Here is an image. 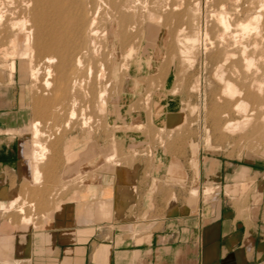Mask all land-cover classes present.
Instances as JSON below:
<instances>
[{"label":"bare ground","instance_id":"6f19581e","mask_svg":"<svg viewBox=\"0 0 264 264\" xmlns=\"http://www.w3.org/2000/svg\"><path fill=\"white\" fill-rule=\"evenodd\" d=\"M161 1L0 0V62L6 64L9 77L14 72V60L19 63L22 78L31 75L38 81L41 75L39 87L30 89L32 103H29L32 109L47 113L69 110V119L74 120L72 125L77 128L79 138L85 135L95 141V129L105 128L104 133L111 131L116 135L118 143L124 142V145H118L122 147V154H119L120 147L114 145V139L110 142L109 151L101 150L95 144L76 151L73 148L75 146L64 144L66 166L63 164V170L68 176L64 177L62 174L65 182L61 187L68 183H78L83 193L80 196L76 189L78 192H74L73 197L75 200H86L88 204L84 208V215L79 218L80 228L65 229L62 232L54 227L35 233L36 254L50 252V247L56 241H85L92 234L93 225L97 221L111 220L114 211L120 206L115 200L109 202L102 198L110 186L114 193L133 191L132 180L122 182L118 190L113 183L106 182L108 173L112 178L118 175L120 179L128 172L126 164L124 165V157L128 156L126 150L134 155V145L138 142L134 140L133 134L143 125L138 119H132L127 126L136 127L129 130L121 119L120 106L128 107L127 103L137 95V87H142L146 79L149 83L154 82V78L158 82L164 80L163 70L165 71L169 61H175L179 46L190 44V52H187L189 55L202 44L212 49L207 59L212 66L211 79L218 88L216 93L213 92L217 104L214 103L210 110L214 111L211 114L222 134L234 136L244 132L246 136L245 131L256 126L264 128V112H259L264 111V0H211L217 10L210 15L213 24L208 30L200 28L199 23L188 12L189 7L195 6L200 0H188L184 4L180 1L183 5L178 3L179 0H174L165 14L162 13L164 6ZM238 14H242L243 18ZM161 59L164 62L162 67L158 66ZM156 93L159 96V92ZM123 95L130 99L125 102L127 106L124 102L120 103ZM159 101L154 99L149 104L147 118V124L153 127L163 124L158 131L168 128L173 120L181 119V114L178 113L162 122V118H159L162 116H159L162 112ZM80 103L85 105H81L76 116V106ZM96 118L102 123L96 124L94 129L91 122ZM39 126L36 121L17 131L21 134L29 133L33 137L32 141L23 142L22 147L20 146L25 161V176L33 187L42 184L41 165L49 154L46 145L39 142V137H42ZM174 160L171 158V161ZM103 163L105 168H102ZM247 172L248 169L241 168L238 180L241 181ZM92 186L97 187V198L92 194ZM239 187L243 188L241 185ZM15 192L9 194L3 202L7 212L13 210L20 200V194L18 196ZM170 199L168 205L173 215L176 202L174 198ZM22 206L17 209L21 213ZM29 221L27 216L21 219L19 226H14L13 231L19 229L25 232L32 225ZM118 228L132 233L136 228L142 230L146 227L123 223ZM31 229L33 231L36 227L32 225ZM20 247L21 245L17 247L18 250ZM10 248L8 242L4 250ZM107 253L106 246L103 254ZM134 254L132 257L136 255Z\"/></svg>","mask_w":264,"mask_h":264},{"label":"rangeland","instance_id":"374dc122","mask_svg":"<svg viewBox=\"0 0 264 264\" xmlns=\"http://www.w3.org/2000/svg\"><path fill=\"white\" fill-rule=\"evenodd\" d=\"M163 1H161L164 6H162V13L165 14L170 10L169 4H172L174 0H165L164 3ZM180 1L184 4L188 0H179L178 3ZM216 10L217 8L213 6L211 0H200L195 6L189 7L188 12L196 23H199L200 28L203 27L202 29L208 30L213 24L210 15ZM238 16L243 18L242 14H238ZM189 47L190 44L178 47V56L175 57V61H169L164 68L165 71L163 70V74H165L163 81L158 82L154 78V82L149 83L146 79V83L142 87L141 85L137 87V95L134 98L130 100L128 96L125 97L124 95L121 98L120 103H127L130 100L127 103L128 107L120 106L121 119L125 121L124 125H130L132 119H138L143 125L140 126L138 132L133 134L134 140L138 142L134 145V151H136L134 155L136 156L129 154V151L126 150L128 156L124 157V165L126 164L125 168L128 172L123 174L120 179L118 175L112 178L108 173L106 182L113 183L118 190L121 188L122 182L132 180L133 194L132 192H124V194L118 191L114 193V189L110 186L102 198L110 200V202L115 200L119 204L120 207L114 211L113 218L97 221L93 225L92 234L85 241L78 243L55 242L50 247V252L42 254H36L34 251L36 245L34 234L54 227L62 232L65 229L76 230L75 224L84 215V208L88 204L86 200L79 198L75 200L73 197V193L77 190L80 192L79 195L83 193L80 191L82 188L78 187V183H76L77 185L74 182L68 183L63 188L61 187L65 182L63 178L68 176L64 174L65 171L63 170L66 162L63 153L64 144L71 147L75 146L73 148L76 151L83 149L86 145L94 144L101 150L109 151V145L113 139L117 148L124 145V142L118 143L116 135L112 134L111 131L104 133L105 128H98L96 131L95 125L102 123L98 118L91 122L93 123L91 127L95 129V141H92L91 137L88 138L85 135H82V138L78 137L77 128L72 125L74 120L69 119V110L48 111V113L46 111H34L31 107L30 89L39 87L41 75H39L38 81H35L31 75L22 78L19 72V63L14 60V72L9 77L10 73L6 64L0 62V87L8 82H15L14 86L19 95V107L28 112L26 127L37 121L40 125L38 129L42 133L39 142L49 149V154L46 155L44 162L46 166L41 165L42 184L33 187L29 182H23L18 186L20 200L11 211L5 210L3 204L5 199L0 201V264H78V262L83 264L85 247L90 251L91 249L98 251L104 258L103 248L107 246V242L114 233L117 237L122 234L125 237H131L134 245H139L148 241L152 231H155L167 219L195 216L201 209L214 211L220 203L232 206L238 215H242L262 201L264 198V128L256 126L252 128L253 130L245 131L246 136L249 135L248 137L244 135V132L234 136L222 134L223 132L220 131L213 119L214 111L210 110L216 103L214 94L218 88L211 79L212 66L207 59V55L212 49L210 46L206 47L202 44L194 48L189 55L187 54L188 51L190 52ZM159 63L158 66L162 67L164 62L161 59ZM17 81L19 85L16 84ZM36 82L38 85L34 84ZM155 91L159 92V96L157 95L159 98H157ZM154 99L160 100L162 112L159 116H162L159 118H162V122L178 113L181 114V119L173 120L169 125L170 127L162 128L159 131L158 128L162 127L163 124L159 123L155 127L147 124L148 107ZM78 105L75 111L76 116L81 105L84 106L85 104L80 103L79 107ZM259 112L262 114L264 111ZM68 121L69 124L66 123ZM123 127L122 129H124ZM127 128L133 129L129 126ZM19 133L22 141L33 140L31 134ZM238 135L242 136L239 137ZM92 149L94 148L92 147ZM121 150L122 147H120L119 154H122ZM171 158L175 160L171 161ZM48 162L54 164L49 165ZM102 168H105L104 163ZM241 168L248 169L246 176L242 179L244 184H241L243 183L242 180L239 181L237 178ZM47 174L49 177L51 176L53 182L50 180L51 178L47 177ZM62 174L65 176L63 177ZM66 180L68 181V179ZM238 181L240 184L237 183ZM240 185L244 189H241ZM239 188L242 192H239ZM92 194L97 198L99 194L97 187L92 186ZM170 198H174L176 202L173 215L170 213L168 205ZM21 206L23 214L17 210ZM74 214L77 217L76 221H73ZM26 216L30 220L29 223L36 229L32 231L31 225L25 232L19 229L13 231V227L19 226L21 219L26 218ZM42 216L44 217L42 218ZM123 223L133 226L137 224L146 228H142V230L136 228L131 233L118 228V225ZM8 242L11 245V250H4ZM19 245H21L20 250L17 248ZM107 248L109 250L108 246ZM16 250L20 251V254ZM74 250L76 257H79L78 262L71 261ZM88 256L89 253L87 252L85 257Z\"/></svg>","mask_w":264,"mask_h":264},{"label":"crops","instance_id":"0c3cea01","mask_svg":"<svg viewBox=\"0 0 264 264\" xmlns=\"http://www.w3.org/2000/svg\"><path fill=\"white\" fill-rule=\"evenodd\" d=\"M14 84L0 87V201L15 191L18 194V186L29 182L21 148L24 141L17 132L27 125L28 112L19 107ZM78 221L76 228L81 227ZM132 240L112 234L104 258L85 247L83 264H264V198L242 215L220 203L214 211L201 209L195 216L167 219L139 245ZM73 254L71 261L78 262L75 250Z\"/></svg>","mask_w":264,"mask_h":264}]
</instances>
